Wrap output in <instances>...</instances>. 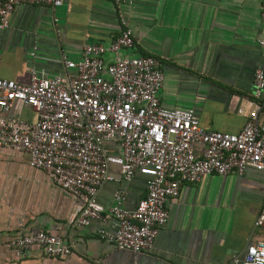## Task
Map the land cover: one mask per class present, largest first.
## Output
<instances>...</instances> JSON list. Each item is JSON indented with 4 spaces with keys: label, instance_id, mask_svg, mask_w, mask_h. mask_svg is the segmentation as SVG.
Wrapping results in <instances>:
<instances>
[{
    "label": "crops",
    "instance_id": "1",
    "mask_svg": "<svg viewBox=\"0 0 264 264\" xmlns=\"http://www.w3.org/2000/svg\"><path fill=\"white\" fill-rule=\"evenodd\" d=\"M56 20V21H55ZM121 20L131 28L134 46L124 55L157 59L164 74L159 93L167 110H194L206 131L239 133L254 104V72H264V0H66L63 6L19 5L9 28L0 31V77L30 83V69L40 76L64 77V61H80L83 46L108 45L121 32ZM34 54V55H33ZM107 63L112 61L105 56ZM8 117L34 123L37 114L16 101ZM259 120L263 119L260 112ZM105 148L119 154L118 143ZM204 147L197 145V155ZM97 200L105 211L117 190L125 193L123 207L132 211L146 196V181L124 182L120 168L109 169ZM264 199V172L206 176L181 188L168 200L169 220L159 230L152 249L135 255L99 239L100 228L115 231V221L73 223L79 201L59 189L47 175L29 166V157L0 148V264H233L246 249L264 243V225L254 223ZM45 232L72 245L65 258H48L34 247L17 259L8 243Z\"/></svg>",
    "mask_w": 264,
    "mask_h": 264
},
{
    "label": "built area",
    "instance_id": "2",
    "mask_svg": "<svg viewBox=\"0 0 264 264\" xmlns=\"http://www.w3.org/2000/svg\"><path fill=\"white\" fill-rule=\"evenodd\" d=\"M108 1L122 5L129 0ZM65 2L0 0V31L9 28L10 16L19 5L56 9ZM121 25L120 35L108 45L86 44L80 61L65 60L64 77L44 78L34 68L27 85L0 77V148L28 155L31 168L43 171L52 184L79 201L76 227H89L93 221L104 224L112 218L115 231L100 228L99 239L138 255L152 249L169 220L166 203L178 199L184 185L211 175H243L247 169L264 172V105L254 104L237 134L206 131L194 110L163 108L158 96L164 85L160 62L124 55L133 48L134 37L124 20ZM259 44L264 47V41ZM106 55L112 57L110 63ZM254 85L260 98L264 72L259 68ZM16 101L36 112L34 123L8 117ZM106 142L118 143L120 153L109 152ZM197 145L204 147L202 155L196 154ZM112 165L120 168L124 182L138 176L146 181V196L132 211L123 207L122 190L114 193L107 211L97 200L100 188L114 181ZM254 225H264V199ZM8 246L17 259L34 247L48 258L72 253L66 240L43 231L18 237ZM233 264H264V243L249 246Z\"/></svg>",
    "mask_w": 264,
    "mask_h": 264
}]
</instances>
